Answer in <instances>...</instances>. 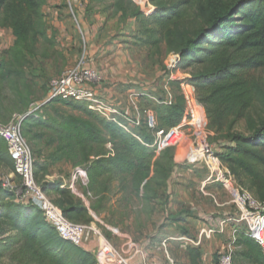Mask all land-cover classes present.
<instances>
[{"label": "trees", "instance_id": "1", "mask_svg": "<svg viewBox=\"0 0 264 264\" xmlns=\"http://www.w3.org/2000/svg\"><path fill=\"white\" fill-rule=\"evenodd\" d=\"M107 1L123 21L134 18L141 23L146 44L159 49L164 42L166 74L193 70L184 78L169 80L177 94L171 103L157 107L158 130L168 132L186 125L197 115V105L204 106L208 129L229 141L225 151L215 157L238 186L264 202V115L258 122L248 116L254 106L264 112V83L250 75L264 69V0H89L86 8L90 11L94 4ZM47 4L48 0H0V29H10L14 36L12 46L0 54V122L25 116L21 125L25 139L33 140V127L56 136L59 146L50 155L52 164L68 159L84 168L87 190L95 192L97 198L91 209L75 201L72 191L61 182L46 180L50 165H40L35 158V177L44 193L68 220L90 225L91 211L103 209L116 180L124 182L125 190L130 185L140 202L156 200L159 191L170 185L177 152L169 148L156 154L145 145L153 141L146 125L138 129V139L94 114L84 103L55 99L33 109L35 84L27 70L33 60L51 57L48 51L40 53V44L54 52L57 45L45 13ZM55 102L87 118L45 117L43 110ZM242 119L247 120L248 135L233 131ZM0 166L14 172V161L1 137ZM39 174L43 176L40 183ZM0 222L14 233L7 239L10 242L0 241V257L10 245L26 239L51 264H97L92 252L63 240L41 210L19 202L1 185ZM236 246L234 264H264L263 249L245 232L238 233ZM189 252L193 260L200 258L198 249Z\"/></svg>", "mask_w": 264, "mask_h": 264}, {"label": "crops", "instance_id": "2", "mask_svg": "<svg viewBox=\"0 0 264 264\" xmlns=\"http://www.w3.org/2000/svg\"><path fill=\"white\" fill-rule=\"evenodd\" d=\"M83 4L82 0H48L45 12L49 26L54 32H58L56 50L61 52L69 64L68 67L75 65L87 53L90 66L102 77L91 88L124 114L144 119L149 111L143 107V100L152 98L148 93L152 90L148 87L152 81L143 73L136 55L125 44L127 33L124 27L116 26L114 22L109 26L111 20L106 27L105 18L87 16ZM71 10L77 12L78 19H75ZM120 16L117 19H121ZM13 42L12 31L0 29V54L12 46ZM188 144L190 148L187 151L191 150V142L185 140L177 148V156L181 148ZM204 151L199 149L192 153V158L204 157ZM207 157L211 159L210 155ZM213 160L219 163L216 157ZM176 163L183 168L180 167L178 175L172 177L168 189H165L163 210L161 213L155 211L152 216L155 228L151 230L150 237L133 244L130 234L125 233L120 237L123 243L119 248L126 257L133 256L138 250L142 251L143 254L137 257L141 264H219V258L230 239V231L234 228L233 222H229L225 234L205 237L200 245L194 240L199 239L201 231L217 227L223 219L239 218V209L233 203L238 198V185L234 178L232 181H225L223 173L226 169L222 167L223 171L220 165L217 166L211 161H207V164L189 162L186 165L181 161ZM191 173L201 176L203 180L191 178ZM196 186L201 193V199L192 200L194 196L191 195L194 194L193 189ZM220 187L227 190L225 192L228 195L224 198L219 196ZM204 188L209 194L204 192ZM157 200L150 204L155 205ZM240 228L242 232H246L248 225L244 223ZM128 241L129 244H126ZM191 248L198 249L200 258H191ZM88 251L93 252V248ZM100 262L112 264L107 260Z\"/></svg>", "mask_w": 264, "mask_h": 264}, {"label": "rangeland", "instance_id": "3", "mask_svg": "<svg viewBox=\"0 0 264 264\" xmlns=\"http://www.w3.org/2000/svg\"><path fill=\"white\" fill-rule=\"evenodd\" d=\"M82 2H84L83 6L86 9L85 11L87 16L100 17L102 19L105 18V26H108L107 22L111 20L109 26L114 22V25L124 27L123 29L127 33V36L125 37V44H127L129 50L136 55L143 73L148 75L152 81V83L148 85V87L152 88L153 90H149L148 92L150 95H152V98H145L143 100V107L148 111H152L157 118V107L162 105L164 102L169 103L171 99L173 100L177 94L176 90L169 84L170 78L175 77L173 80L184 78L192 74L193 70L191 69L185 72L177 71L170 75L166 74L164 66L167 63L168 58L166 56V46L164 42L160 43L159 49L146 44L145 39L147 35L144 33L141 23L135 21L134 18H129L126 21H123L122 18L117 19V15H114L113 9L110 8L112 5V2L110 1H107L103 4L96 3L90 11L85 6L87 0H82ZM74 13L75 18L78 19L77 12L75 11ZM54 33L56 36L58 32ZM38 48L40 53L48 51L51 57L48 60L42 58L33 60L32 65L27 70L28 78L35 84L33 109H36L37 106L45 105L47 103L49 81L53 77L61 74L69 66L59 50L54 52L48 47V45L43 43L40 44ZM250 75L264 83V69L253 70L250 72ZM190 96H195V94H190ZM197 109L202 113V116H204L205 119L204 126H202L201 129H198V131L203 130V133L200 131V133H202V135H200L201 138H196L198 141L195 138H188L187 140L191 142V150L187 151V149L190 148L189 144L188 146H185V148L182 147L178 153L176 161H181L186 165L189 162H204L207 164V161L208 163L211 161L217 166L220 165L222 168L224 167L223 164L220 161L219 164L216 162V160H213V157H215L217 153L224 152V147L229 145V141L208 129L209 118L204 106L197 105ZM43 115L45 117H55L58 119L68 116L87 118L82 112L73 110L71 107L63 104L62 102H55L51 106L46 107L43 110ZM263 115V109L259 106H254L249 111L248 116L253 121L258 122ZM233 131L248 135L250 132L247 125V120H240L235 125ZM193 133L194 131L191 132V134ZM30 136L33 137L32 141H30L28 138L26 139L35 153L37 163L40 165H50L49 179H45L61 182L65 187H68L72 191L75 201L81 202L85 207L91 209V207H93V205L96 203L97 198L95 192L87 190V186L82 182L80 174L82 171H84V168L82 166H76L74 161L68 159H64L57 164H52L50 155L57 151L59 142L56 136L51 133V131L33 127ZM110 148L111 146L108 145L107 149L110 150ZM202 148L211 149V152H206L204 157L200 156L198 159H193L191 154L196 153ZM175 149L178 151L177 148ZM209 155L211 156V159L207 157ZM180 167L183 168L182 165L177 164L173 176L178 175L180 172ZM224 168H222L223 171ZM13 174L14 172L9 168L0 166V180L5 178L11 179ZM191 174V178L194 177L203 180L201 176L194 175L197 173L194 172V174ZM42 178V174H39V183ZM123 186L124 182L122 183L121 180L114 181L110 192V200L104 204L102 210L96 212L91 211L90 214V218H92L91 223L95 224V226L104 234V236L107 237L110 243L117 247L119 251H121L119 246L123 243H121L122 240H120V237L125 235V233L130 234L129 236H131V242L133 244H138L141 242V240L150 237L151 230L155 228V222H153L152 216L154 215L155 211L161 213L163 210V205L165 206L166 199L165 190H161L159 191L156 198V200L158 199L157 203L152 206L150 203L140 202L132 192L130 185H128V189L126 190L123 189ZM195 188L193 189L194 194L191 195L192 197L194 196L192 200L201 199V193L199 192V189H197V186ZM225 191L227 190L223 189V187H220L219 196L221 195L223 198L227 196L228 194ZM204 192L209 194V191H207L206 188H204ZM51 197L53 199L55 198L54 196ZM13 234L14 233L7 230V227L3 222H0V241L10 242L7 239ZM197 237H195V239ZM197 241L194 240L195 243ZM126 244H129V241ZM0 264H51V262L50 260L39 256L32 243L26 239H21L18 244L10 245L9 250L3 253V255L0 257ZM235 264L248 263L240 261L236 263L235 261Z\"/></svg>", "mask_w": 264, "mask_h": 264}, {"label": "built area", "instance_id": "4", "mask_svg": "<svg viewBox=\"0 0 264 264\" xmlns=\"http://www.w3.org/2000/svg\"><path fill=\"white\" fill-rule=\"evenodd\" d=\"M71 11L75 17L74 11ZM174 78L170 79L173 80ZM101 80V74L90 66L87 53H85L75 65L66 68L61 74L50 80L47 103L55 99L84 103L94 114L108 122L116 123L123 131L138 139H140L137 135L138 129L146 125L152 131L153 141L152 144L145 145L153 149L156 154H160L169 148H180L188 138H201L200 135H202L203 130H200L202 132L200 133L198 129H201L205 124L201 112L198 111L194 119L186 125L173 128L168 132L158 130L157 118L152 111H149L144 119L133 118L124 114L108 99L91 88L93 83ZM172 101L171 99L169 103ZM24 119L25 116L15 115L8 123L0 122V137L6 141L10 156L14 161L13 177L11 179H1L0 185L4 189L13 192L19 202L31 204L41 210L47 223L58 232L63 240L87 251L93 248L92 253L97 259V264H101V260L110 261L112 264H141L137 261V257L143 254L142 251L138 250L133 256L126 257L110 243L95 224L84 225L68 220L62 209L44 193L35 177L36 160L33 151L22 133L21 125ZM192 131H194L193 134H191ZM202 150H205V153L211 152V149L202 148ZM80 175L83 184L87 185L89 180L86 172L82 171ZM223 178H225V181H232L233 177L226 169ZM236 189L238 198L233 203L239 209V218L226 219L221 221L215 228L204 229L196 242L197 245H200L205 237L211 238L215 234H225L227 225L229 222H233L234 228L230 231V239L219 258V264H234L235 253L238 250L236 241L238 233L241 231L240 227L244 223L248 225V230L245 233L254 239L264 251V202L259 201L249 191L240 186H237ZM143 264L149 263L145 262Z\"/></svg>", "mask_w": 264, "mask_h": 264}]
</instances>
